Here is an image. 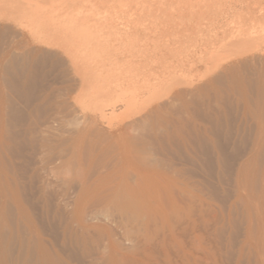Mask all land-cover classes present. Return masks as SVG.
<instances>
[{
	"label": "bare ground",
	"instance_id": "bare-ground-1",
	"mask_svg": "<svg viewBox=\"0 0 264 264\" xmlns=\"http://www.w3.org/2000/svg\"><path fill=\"white\" fill-rule=\"evenodd\" d=\"M16 1L19 0H0V11L6 9L0 32H10L15 38L21 36L0 56V85L16 95L0 91V264H160L159 256L167 264H174V256L189 262L191 254L181 241L187 228L179 229L186 222L197 226L193 218L196 212L204 214V200L194 197L198 199L195 204L192 194L193 190L205 193L206 183H190L185 179L188 168H177L171 155L160 154H165L176 139L169 131L174 125L177 135L190 128L184 138L190 148L209 139L205 145L210 146H202L212 148L208 150H213L219 167L225 165L228 155L224 147L228 144L220 143L222 139L216 131L221 127L219 131L223 133L226 107L235 100L242 105L239 111L257 124L246 128L251 132L248 137L241 126L244 118L237 129L233 126L234 136L249 144V151L245 149L247 154H242L234 167L238 193L249 186L247 176L264 178V169L260 168L264 163V55H258V49L264 45V0H80L88 5L70 12L60 7L64 12L54 10L56 15L52 8L47 10L51 6L46 3L48 0H35V4L22 0L17 10ZM69 1L74 0L63 2ZM26 30L29 40L25 38ZM142 33L145 40L140 39ZM33 43L45 46L46 50L32 49ZM136 49L140 53L148 50L153 55L149 56L151 63L142 62V55L147 56L136 55ZM16 50L23 52L20 57L14 55ZM134 50L135 55L131 54ZM126 53L130 56L115 61L116 67L111 63L114 68L104 67L106 57ZM48 62L51 67L59 66L66 79L65 87L56 94L60 112L68 114L64 118L80 109L75 95L73 103L68 100L75 91L83 96V104L95 105L80 103L79 107L83 111L88 109L89 114L68 117L69 124L63 119L70 129L57 125L51 118L39 126L34 119L35 110L28 121L12 99H32L28 94L34 86L31 73ZM202 67L208 71L203 74L205 82L200 81L203 84L195 87L182 83L188 72ZM169 91L170 96L163 102ZM43 96L38 95L46 101ZM144 99L163 103L145 105ZM212 102L217 104V110ZM139 103L143 107L137 110ZM201 109L208 120L203 128L196 126L194 120L186 123L181 116L190 111L203 113ZM118 111H140L142 115L107 132L99 127L104 119L108 121V113L111 116ZM136 128L139 136L132 133ZM227 128L223 130H228L229 135ZM224 137L231 140V135ZM236 140L238 143L239 139ZM104 143L114 151L108 149L113 153L110 158L104 149L106 161L99 173L101 166L94 163L95 153ZM93 163L98 166L91 167L98 172V179L91 181L79 168ZM26 180L31 184L27 186ZM250 185L257 186L254 179ZM260 218L264 220V216ZM48 227L51 232H56V227L62 230L59 243L46 237ZM201 239L202 236L195 235L194 240ZM58 244L62 245L61 250ZM143 257L152 262H145ZM194 259L202 264L199 257Z\"/></svg>",
	"mask_w": 264,
	"mask_h": 264
},
{
	"label": "rangeland",
	"instance_id": "rangeland-1",
	"mask_svg": "<svg viewBox=\"0 0 264 264\" xmlns=\"http://www.w3.org/2000/svg\"><path fill=\"white\" fill-rule=\"evenodd\" d=\"M13 1V0H12ZM31 2V3H33V4H35L36 2H38V1H36L35 2V0H28V1H26V0H24V2ZM33 1V2H32ZM45 0H42L41 2H44ZM51 1H53V2H51ZM64 0H48V2H46L47 4H49V2L51 3V6H52V4H53V6L51 7L50 5L48 6V5H46V4H44L45 6H48L47 7V10L49 9V7H50V9L49 10H52V11H54V10H58V12L59 11H61L62 13L64 12V9L63 8H65L66 10L65 11H67V12H70V11H72V10H75V9H78L79 7H82V8H85L88 4L86 3L85 4V2H83L82 1V3H81V1L79 2L78 0H74L73 2H68V3H64L63 2ZM66 1H68V0H66ZM19 2L21 3L22 2V0H19V1H16V3L17 4H15L14 2V4L17 6L16 7V10L18 9V7H19ZM57 3H59L60 5H56ZM71 5H70V4ZM55 4V5H54ZM70 5V9H69V6L68 5ZM68 6V9L66 8V6ZM54 7H56V8H54ZM60 7H63V8H60ZM14 8V10H15V6L13 7ZM13 8H11L12 9V11H13ZM52 8V9H51ZM62 9V10H60V9ZM9 9H10V7H9ZM246 9H247V7H246ZM245 9V10H246ZM1 10V9H0ZM6 10V9H5ZM5 10H2V11H0V19H1V17L3 16V15H5L4 13H5ZM7 12L8 11H6V14H7ZM49 12H51V11H49ZM61 12L59 13V15H62L61 14ZM110 12H111V10H110ZM129 12H125V14H128ZM10 14V12L8 13V15ZM53 14L54 15H56V12L54 11L53 12ZM52 14V15H53ZM58 14V13H57ZM111 15H113V14H111ZM115 15V14H114ZM129 16L128 17H131V14L129 13L128 14ZM7 16V15H6ZM103 16V15H102ZM125 17L127 18V16L125 15ZM149 17V16H148ZM147 17V18H148ZM2 18H4V16L2 17ZM3 20L1 19L0 20V26H3ZM10 32H5V33H1L0 32V56L1 55H3L5 52H7L8 51V49L10 48V46L12 45V43H14V41H16V40H19V39H21V36L19 37V38H15V37H13V35L10 33ZM25 38H26V40H29V37H30V35H29V33H28V31L26 30L25 32ZM6 34L8 35V37L6 36ZM12 35V36H11ZM141 35V37H140V39H143V40H145L146 39V35L144 34V33H142V34H140ZM4 40V41H3ZM4 42V43H3ZM5 44V45H4ZM32 49H35V48H42V50H46V47L45 46H41V45H37V44H31V46H30ZM34 47V48H33ZM263 50V52H262V50ZM140 50V49H139ZM138 49H136V51L138 52L139 51ZM259 51H258V55H260V56H262V55H264V45L263 46H261V48H259L258 49ZM146 51V50H145ZM147 53H144V52H141L142 54H145V56H147V58L146 57H143V55L140 53V52H138V53H136L135 52V50H134V52L133 53H131V54H134L135 55V53H136V55L137 54H139V55H142V58H140V60L142 61V62H144L145 64H147V62L148 63H151L150 62V55L151 56H153L151 53H149L148 52V50L146 51ZM21 53H23V52H21V50H16V52L14 53V55L17 57H20V55H21ZM148 54V55H147ZM126 56H130V53H126L125 55H120L119 54V56L117 57L116 56V58L114 57V58H110V56H108V58L106 57V61H108L107 62V64H106V61H105V64H104V67H106V68H114V67H116L117 65V63L115 64V61L117 62V61H123L124 60V57L126 58ZM169 56H171V55H168L167 54V57H169ZM117 59V60H116ZM111 61H113L114 63H112ZM147 61V62H146ZM51 63V62H50ZM114 66H110L111 64ZM45 65H47V66H45ZM49 65V66H48ZM106 65V66H105ZM40 66H41V64H40ZM110 66V67H109ZM151 66H152V64H151ZM45 67V68H44ZM48 67V68H47ZM39 69H35V71H32V73H31V75L34 77V86L32 87V89H30L31 91H30V93H28V94H30V96H33L32 97V103L30 104V102H31V100H30V98H29V100L27 101L26 100V98H18V97H15V98H12V97H10V98H12L13 99V102H14V104L16 105V106H20L19 108L21 109V111L23 112V115H25V117L28 119V121H30L31 119L30 118H32V117H34V114L36 113V115H35V117H34V119H36V121L38 122V124H39V126H41V125H45L47 122H48V120L49 121H51L50 120V118L52 119V121H53V119H54V121L56 120L57 121V125L58 124H60V125H63L62 127L63 128H69L70 129V127H68V126H65V125H68L70 122H69V120L70 119H72L73 118V116L74 115H78V116H84L85 114H89V111H88V109H86L84 106L82 107L85 111H83L82 109H81V106L79 107V105H80V103L82 104V105H84L85 104V106H86V103H88V104H91V105H93L92 107H94L95 105L94 104H92V102H85L84 104H83V102H81L82 100V97L81 96H79L78 95V93H79V91H75V92H77V93H75V92H73L72 94H70L69 95V97H68V100L71 102L72 101V103H73V100H75L76 98V100L75 101H77V104H76V106L78 107L77 109H79L76 113H74V114H70V116H68L70 119L68 120V117H66L68 114L67 113H65L66 114V116H65V118H64V112L62 111V112H60V109H61V107H60V105H57L58 103L60 104V99L59 98H56V97H58L56 94L58 93L59 94V92L61 91V89H63L64 87H65V81L64 80H66L65 79V77H63L62 76V74H61V71H60V67L59 66H50V64H49V62L47 63V64H45L44 63V65H43V67L41 66V67H38ZM157 68V67H156ZM46 69V71H44ZM203 69H204V67H202V68H199V69H195V70H192L190 73L188 72V75L190 76V78H189V76H187V77H185L184 79L187 81V82H185L184 81V79H183V82L182 83H186V85H187V83H192L191 85L192 86H198V85H201V84H203L204 82H205V79L204 78H206L203 74H205V73H208V71H203ZM19 71H20V69H18ZM159 71H161V69L159 70ZM44 74H43V73ZM52 72V73H51ZM205 72V73H204ZM35 73H38V74H35ZM58 74V75H57ZM61 74V75H60ZM60 75V76H59ZM201 75V76H200ZM104 76H105V74H104ZM93 77V76H92ZM204 77V78H203ZM60 78V79H59ZM37 79V80H36ZM107 79V81H109V78H106ZM179 79H181V78H179ZM200 79V80H199ZM199 80V81H198ZM60 81V82H59ZM203 82V83H201V82ZM65 82V83H64ZM46 83V84H45ZM59 83V84H58ZM179 83H181V81L179 82ZM62 86H61V85ZM65 84V85H64ZM175 85H176V83H175ZM182 85V84H181ZM185 85V84H184ZM190 85V86H191ZM173 87H174V85H172ZM188 86V85H187ZM51 87V88H50ZM184 87H186V86H184ZM184 87H182V86H178V88H184ZM7 88V87H6ZM5 88V86H3V85H0V91H2V92H4L5 94H7V92H8V96L10 95V96H12V93H13V96H16V95H14V92H10V91H8V88L6 89ZM61 88V89H60ZM176 88H177V85H176ZM176 88H174V89H176ZM170 89V88H169ZM58 90V91H57ZM57 91V92H56ZM174 90H172V92H173ZM32 93V94H31ZM39 93V94H38ZM40 96H43V95H46V98H44L45 96H43V99H46V101H44V100H42V97H38V95ZM80 94V93H79ZM91 94H93L92 92H91ZM165 94V93H164ZM170 94H171V92L169 91V94H166V96L164 95L163 96V102H166V100L168 99V97L170 96ZM52 95V96H51ZM74 95H75V97H74ZM83 95V94H82ZM29 97V96H28ZM73 97L75 98V99H73ZM17 98V99H16ZM37 98V99H36ZM49 98V99H48ZM144 98V97H143ZM146 98H150V97H146ZM14 99H16V100H14ZM57 99H59V100H57ZM20 100V101H19ZM41 100V101H40ZM48 100V101H47ZM149 100H151L152 101V98H150ZM149 100H147L146 99V101H145V99H144V101L147 103H143V104H145V105H153V104H158V102H159V104H161V102L160 101H158L157 102V100L156 101H153V102H151V101H149ZM161 100V99H160ZM18 101L20 102L19 104H21L22 103V101L24 102V105H19L18 104ZM34 101V102H33ZM43 101V102H42ZM52 101V102H51ZM54 101V102H53ZM58 101V102H57ZM147 101H149V102H151V103H149V102H147ZM26 102V103H25ZM143 102V101H142ZM162 102V103H163ZM234 102H235V100H234ZM233 101H232V104H230V105H228L227 107H226V111L228 112H226L225 113V119H224V117H223V124H222V128L223 129H226L227 127H229V135L227 134V131H225V130H223L222 129V131H223V133L222 132H220L219 130H221V127H220V129L219 130H217L216 132L218 133L217 135L220 137V139H222V141L220 140V143L222 144V142H223V146H226L227 144L228 145H230L231 143V145L233 146V148H235V150L233 151L232 149V146L230 145V146H228V148H227V146L226 147H224L225 148V151H226V153H227V155H228V160H226V164L225 165H222V166H218L217 164H216V158H215V155H214V152H213V150L212 151H210V150H208V149H212L211 147H208L207 149H204V147L206 146H208V144H209V146H210V143H207V145H205L206 144V142H208V140L209 139H207V137H204L205 139H207V140H205V141H203V143H196V144H194L192 147L196 150H194L193 148H190V147H188V146H186L185 145V140H184V138L186 137V131L188 132L189 131V129L188 128H186V131H185V129H182L183 130V132L185 131V133L183 134V133H181V134H179V135H177L175 132H176V127H175V129H174V125L170 128V132L172 131L173 133V136H171V137H173V138H176V139H173V142H171V148H169V150L167 151V152H165V154H160V156H169V155H171V156H169L171 159H172V161L174 162V163H176V164H178V165H176L177 166V168H183L184 170H186V168H190V170H186L187 171V173H188V175L186 176V180L187 181H189L190 183H191V181H192V184H197V182H200V183H202V184H205L206 183V185H205V193H206V195H203V194H205V193H203V194H200V193H198V192H195L194 190H193V196H192V198H193V201L195 202L196 201V203L195 204H197V202H198V196H200L201 198H202V200H204L203 201V204H204V207H205V212H204V214L203 215H200V214H198V212H196V216L193 218V219H195L196 220V224H197V226H195V225H191V223H189V222H186V223H184V224H182L181 225V229H179V231H181L182 230V228H185V226H186V231H187V233H186V235L185 236H182L181 237V241H182V243L184 244V245H187V249H188V251L190 252V254H191V258H190V261L189 262H187V261H183V260H181V259H179V257H176V256H174V254H172V256H174V264H198V260L196 259V261H195V259H194V257H199L201 260H203L202 261V264H264V220H263V218H260V217H262V216H264V178L262 177V176H247V178H246V181H247V184H249V186H246L245 187V189H242L239 193H238V191H237V187H236V178H237V175L235 174V169H234V167H235V163H237V162H240V159L243 157L242 156V154H247V152L249 151V144H245V143H243L242 142V140L240 141V139H242V138H240V137H236L237 135L235 134V136H234V133L236 132H234V127H236L235 129H237L238 127H239V125H241V123H242V128H243V130H245L244 132V134L248 137V135H249V133H251V132H249V130L248 129H246V128H248L249 127V129L250 128H254V127H256L257 126V124L255 123V122H253V120L252 119H250V117H248V116H245L244 114H242L241 113V111H242V105H238L236 102L234 103ZM36 103V104H35ZM42 103H45V104H43V105H41ZM52 103V104H51ZM149 103V104H148ZM30 104V105H29ZM75 104V103H74ZM234 104V105H233ZM30 107H29V106ZM141 105V103H139L136 107H135V109L137 108V110H139L138 109V107ZM216 105V106H215ZM232 105V106H231ZM23 106V107H22ZM212 106H214L213 108L214 109H218V106H217V104H215L214 102H212ZM239 106H240V110L241 111H239ZM25 107V109H23ZM35 107V109H33ZM60 109H59V108ZM141 107H143V106H140V108ZM232 107V108H231ZM39 108V109H38ZM88 108V107H87ZM205 108V107H204ZM233 108H235V109H233ZM32 109V110H31ZM76 109V110H77ZM135 109L133 110L134 112H135ZM142 109V108H141ZM141 109H140V111H141ZM203 109V108H202ZM201 109V110H202ZM35 110V111H34ZM203 110H206V109H203ZM202 110V111H203ZM238 110V111H237ZM31 111H34L33 113V115H32V112ZM120 111H122V110H120ZM140 111H138V114H136V113H133V115H132V113L130 112V113H127V112H125V114H123V113H121V112H119L118 111V113L116 112V113H114V114H112L111 116H110V114H111V112L110 113H108V115L106 116L107 117V119H108V121L106 120L105 121V119H104V122L102 123V125H100L99 127L100 128H102L104 131H109V130H111V129H113V128H117V127H120V126H123L124 124H127V123H129V122H132L135 118H141V115H142V113H140ZM27 112V115L25 114ZM31 112V113H30ZM60 112V113H59ZM205 111H203V113L201 112H197L196 111V113H195V111H193L192 112V114H194V115H192L191 114V111L190 112H188V113H183V114H181V116L183 117V120L186 122V123H190V122H194L195 121V125L197 126H199V124H200V127H205V125H207V124H205V123H207V119L205 118V113H204ZM30 113V114H29ZM121 113V114H120ZM231 113V114H230ZM115 114H116V116H115ZM127 114V115H126ZM128 114H130V119H128L129 117H128ZM135 114V115H134ZM200 114H202V115H200ZM240 114V115H239ZM32 115V116H31ZM228 115H229V118H228ZM28 116V117H27ZM31 116V117H30ZM38 116H40V117H38ZM63 116V117H62ZM123 116H125V117H123ZM194 116V117H193ZM231 116V117H230ZM42 117H43V119H42ZM111 117V118H110ZM123 117V118H122ZM128 117V118H127ZM135 117V118H134ZM199 117V118H198ZM46 118V119H45ZM67 118V119H66ZM123 120H122V119ZM193 118H195V119H193ZM231 118V119H230ZM235 118V119H234ZM243 118H244V120H243ZM248 118V119H247ZM40 119V120H39ZM63 119H65L66 120V122L68 123H66V122H64L63 121ZM125 119V120H124ZM128 119V120H127ZM139 119H137V120H139ZM201 119H203V120H201ZM42 120V121H41ZM59 120H61V121H59ZM132 120V121H131ZM136 120V119H135ZM192 120H194V121H192ZM206 120V121H205ZM243 120V121H242ZM249 120V121H248ZM59 121V122H58ZM71 121V120H70ZM120 121H122L121 123H120ZM123 121H125V122H123ZM242 121V122H241ZM248 121V122H247ZM61 122V123H60ZM109 122H110V124H111V127H110V124H109ZM226 122V123H225ZM241 122V123H240ZM253 122V123H252ZM109 124V126H108V124ZM204 123V124H203ZM227 123H228V125H227ZM107 124V125H106ZM116 124V125H115ZM246 124V125H245ZM253 124H255V126L253 125ZM59 125V126H60ZM178 125V124H177ZM203 125V126H202ZM234 126V127H233ZM246 126V127H245ZM188 127V126H187ZM72 128V127H71ZM188 129V130H187ZM228 129V128H227ZM137 128L132 132V133H136L137 131ZM140 130V129H139ZM162 130V129H161ZM160 130V131H161ZM159 131V132H160ZM224 131L226 132V134L224 133ZM247 131V132H246ZM138 132H140V131H138ZM137 132V136H139L140 135V133H138ZM141 132H142V130H141ZM162 132V131H161ZM232 132H233V135H232ZM142 133H144V132H142ZM133 134V135H134ZM139 134V135H138ZM175 134V135H174ZM142 135V134H141ZM144 135H146L145 133H144ZM221 135V136H220ZM224 135L226 136L227 135V137L228 136H230L231 135V138H229V139H231V140H228V139H226V137H224ZM136 136V135H135ZM162 136H163V142L164 143H166L167 142V138H165V136L163 135V133H162ZM217 136V137H218ZM232 136L235 138V141H234V139L232 138ZM244 136V135H243ZM246 136H244L245 138H246ZM183 137V138H182ZM218 137V138H219ZM222 137V138H221ZM224 137V138H223ZM239 139L238 141L240 142H238V143H236L237 142V140L236 139ZM249 138H250V136H249ZM164 139H166V140H164ZM225 139V140H224ZM174 140H175V142H174ZM225 141V142H224ZM182 142V143H181ZM210 142V141H209ZM226 142H229V143H226ZM175 143V144H174ZM205 146H204V145ZM225 144V145H224ZM204 147H203V146ZM173 146H174V148H173ZM200 146H202L203 147V149L200 147ZM242 146V147H241ZM175 147H177V148H179V152L178 151H176L177 150V148H175ZM205 147V148H206ZM232 149H231V148ZM106 148V150L108 151V149L110 148V149H112L113 150V148H111L110 146H109V144H106V143H104V144H102V146L97 150V152L95 153V155L97 154V156H96V161L94 162V163H96L98 166H101L99 169H97L98 170V172L100 173V171L101 170H103L104 169V161H106V159H105V156H106V154H107V156L108 157H110V158H112L113 157V153H112V150H109L108 151V153H107V151L105 150V153L106 154H104L103 152H104V149ZM182 150H181V149ZM201 148V149H200ZM172 149H174V150H172ZM198 149V150H197ZM229 149V150H228ZM241 149V150H240ZM245 149H247L246 150V152H244L245 151ZM240 150V151H239ZM114 151V150H113ZM201 152V154H200V156H199V153ZM210 151V152H209ZM230 151V152H229ZM99 152L101 153L100 155H99ZM175 152L178 154H175ZM198 152V153H197ZM233 152V153H232ZM236 152V154H234ZM25 153H26V151H25ZM28 150H27V153H26V155H28ZM103 153V154H102ZM207 153V154H206ZM179 154H181V155H179ZM195 154V155H194ZM204 154H205V156H207V157H204ZM233 155V156H231V155ZM98 155L100 156V157H98ZM183 155V156H182ZM102 156V157H101ZM197 156V157H196ZM174 159H173V158ZM209 157L211 158V159H209ZM25 158H28V156H26ZM98 158H99V161H97L98 160ZM104 158V159H103ZM205 158H207V159H205ZM238 158H240L239 160H238ZM177 159V160H176ZM192 161H191V160ZM238 160V161H237ZM101 161V162H100ZM178 161V162H177ZM237 161V162H236ZM98 162V163H97ZM89 164V165H87V166H84L83 168L82 167H80L79 168V170L80 171H83V173L85 172L86 174H88L87 175V177L88 178H91L92 180L91 181H93L94 179H96L97 177V175H98V172H94V170H93V168H98V166H96L95 164ZM102 164V165H101ZM204 164H206V165H204ZM214 164V165H213ZM94 165L96 166V167H94ZM175 165V164H174ZM191 165V166H190ZM202 165V166H201ZM93 166V168H91ZM180 166V167H179ZM190 166V167H189ZM194 166V168H191V167H193ZM218 166V167H217ZM260 168L261 169H264V163L261 165L260 164ZM197 167V168H196ZM85 168V169H84ZM81 169H83V170H81ZM90 169H91V171H90ZM106 169V168H105ZM27 170H29V173H30V168H28ZM93 170V171H92ZM193 170V171H192ZM198 170V171H197ZM226 170V171H225ZM91 172H93L91 175H92V177H90L91 175H90V173ZM102 172V171H101ZM211 172V173H210ZM94 173H96V175L94 174ZM189 173H190V175H189ZM194 174V176H193V174ZM215 173V174H214ZM225 173V174H224ZM208 174L210 175V176H212V177H207L208 176ZM231 174V175H230ZM90 175V176H89ZM228 175H229V177H228ZM222 176V177H221ZM221 178V179H220ZM223 178V179H222ZM98 179V178H97ZM216 179V180H215ZM225 179V180H224ZM229 179V180H228ZM231 179V180H230ZM235 179V180H234ZM255 180V182H256V184H257V186L255 187V188H252L251 187V185H250V180ZM222 181V182H221ZM231 181V182H230ZM26 182H27V186H28V184L30 185L31 184V182L29 181V180H26ZM30 182V183H29ZM35 182V180L33 181V183ZM208 184H209V186H208ZM211 184H213V185H211ZM228 184V185H227ZM215 185V186H214ZM224 185V186H223ZM208 186V187H207ZM218 186V187H217ZM226 186V187H225ZM213 187V188H212ZM208 189V191H207V189ZM217 190V191H216ZM214 191V192H213ZM233 191V192H232ZM209 193V194H208ZM211 193V194H210ZM231 193V194H230ZM216 194V195H215ZM238 194H240V197H237L238 196ZM209 195V196H208ZM215 195V196H214ZM263 195V196H262ZM194 197H196V198H198V199H196V200H194ZM211 197V198H210ZM224 197V198H223ZM236 197V198H235ZM248 197V198H247ZM223 198V199H222ZM239 198V199H238ZM219 200V201H218ZM238 201L237 202V204H236V207H233L234 205V202L235 201ZM223 202V203H222ZM261 202V203H260ZM212 203V204H211ZM226 203V204H225ZM252 203V204H251ZM212 205V206H211ZM252 205V206H251ZM238 206V207H237ZM241 206V207H240ZM251 206V207H250ZM260 206V207H259ZM260 208L261 210H262V212H261V210H259V209H257V208ZM206 208H208L207 210H206ZM249 208H251L250 210H248ZM256 208V209H255ZM253 209V210H252ZM38 210H40V207L38 208ZM240 212V213H239ZM263 214V215H262ZM260 215H262V216H260ZM258 218V219H257ZM220 219V220H219ZM250 219V220H249ZM261 219V220H260ZM225 221V222H224ZM236 221V222H235ZM260 221V222H259ZM219 222V223H218ZM224 223H225V225H224ZM233 223H234V225H233ZM186 224H188V225H186ZM249 224H250V226H249ZM193 226H195V229H194V231H193ZM234 226V227H233ZM236 226V227H235ZM238 226V227H237ZM249 226V227H248ZM200 227V228H199ZM252 227V228H251ZM250 229V230H249ZM47 231H46V233H47V235H46V237L49 239V240H51V241H55V243H59L60 241H61V232H62V230L59 228V227H56L55 228V231L56 232H51V228H47L46 229ZM228 232H227V231ZM221 232V233H220ZM226 232V233H225ZM234 232H235V235H234ZM220 233V234H219ZM223 233H225V234H223ZM195 235H200V236H202V239H201V242L199 241V240H194L195 239ZM222 235V236H221ZM60 236V237H59ZM221 236V237H220ZM235 240H237V241H235ZM193 241H194V243H193ZM237 242V243H236ZM205 244V245H204ZM59 245V249L61 250L63 247H62V245L61 244H58ZM233 245V246H232ZM201 248H204V250L202 249L201 250ZM206 250V251H205ZM210 250H212L211 252H209ZM201 251L205 254H203V253H201ZM173 252V251H172ZM202 257V258H201ZM158 259H159V261H160V264H167L163 259H164V257H162V256H159L158 257ZM262 259V260H261ZM143 260L145 261V262H149V263H151L152 261L151 260H147L145 257H143Z\"/></svg>",
	"mask_w": 264,
	"mask_h": 264
}]
</instances>
